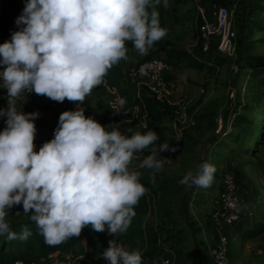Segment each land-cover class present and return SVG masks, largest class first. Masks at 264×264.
<instances>
[{"label":"clouds","instance_id":"1","mask_svg":"<svg viewBox=\"0 0 264 264\" xmlns=\"http://www.w3.org/2000/svg\"><path fill=\"white\" fill-rule=\"evenodd\" d=\"M161 0H28L16 23L24 25L11 40L0 44V78L8 90V108L0 109L7 127L0 132V235L25 241L6 222L8 209L22 203L48 246L79 237L85 226L119 236L135 216L147 189L141 173L131 171L134 153L151 154L139 164L162 170L157 152L176 151L168 143L154 147V131L131 137L102 125L84 111H64L54 138L35 151L39 112H18L21 93L35 92L56 102L83 103L94 87L104 82L113 65L127 58L126 42L140 54L166 36L158 6ZM168 7V0H163ZM125 101L119 100L123 107ZM216 168L204 162L180 181L188 187H208ZM108 264H142L138 250H126L109 241L102 253Z\"/></svg>","mask_w":264,"mask_h":264},{"label":"rangeland","instance_id":"2","mask_svg":"<svg viewBox=\"0 0 264 264\" xmlns=\"http://www.w3.org/2000/svg\"><path fill=\"white\" fill-rule=\"evenodd\" d=\"M27 2L28 0H17L15 7H8V15L17 31L24 27L16 21L23 14ZM235 2L236 0H233V3ZM157 10L160 25L166 30V36L155 42L147 54L143 55L134 48L132 41H127L128 48L133 51L131 62L126 66L127 71L136 68L147 57L159 53L165 54L170 60V51L176 49L196 57L209 52L220 54L215 44H212L209 51L203 49V39L199 31L202 18L197 11L195 0H168L167 8L161 0ZM261 17L264 18V13ZM234 21L238 30L237 49L233 56L222 55L226 58L223 65L195 67L205 72L200 78H191L182 70L192 68L190 65L174 63V77L182 78L186 85L179 83L172 90L153 93L159 101L166 103L169 109L164 119L167 143L172 147V141L178 139L176 151L157 152L156 158L162 161L163 167L156 174L171 178L176 191L173 189L165 193H154L155 199L148 212L141 217L134 216L125 232L119 236L113 235L116 241H122L126 250L143 252L146 248L140 246L138 235L129 243L125 238L120 240V236L129 234L130 228L133 227L145 235L149 233V228L153 227L158 231L159 245L163 246L165 251L174 250L175 256L180 251L193 257L198 254L199 259L201 258L198 264H216L210 253L218 242L216 222L212 215L219 207L217 201L222 188L224 189L223 179L226 173L233 174L237 179L240 194L244 197L243 207L254 205L255 212L249 211L248 214L250 219L255 223H264V211L258 212L260 209L264 210V86L261 84V77L254 78L250 71L243 67L240 56L241 48L244 53L264 55V31H259L253 25H250L252 27L248 31L243 10H237ZM10 40L8 37H0L1 44ZM235 65L240 66L238 73L233 70ZM207 68L210 70L207 71ZM127 81L134 94L140 91L148 92L144 84L134 81L129 75ZM191 85L198 90L204 89V93L193 95L189 89ZM232 92L234 96H231ZM119 100L122 98L118 89L108 88L104 81L92 89L83 103L75 104L72 111H84L85 116L110 126L109 131L115 127L128 137L137 132L142 133L145 128L144 115L136 111L134 117H129ZM70 106L71 103L67 101L61 108L55 103L50 110L28 109L27 113L39 112L35 119L37 131L34 143H45L54 138L60 115ZM238 115L244 118L241 126H237ZM193 118L197 121L194 126L191 125ZM5 128H0V132ZM161 144L157 140L154 147L159 149ZM137 154L138 158H133L129 169L152 175L151 169L139 167L143 159L151 154V146L138 151ZM204 162L216 168L210 186L188 187L180 182L189 171L195 173L198 166ZM146 189L147 192L151 191L148 187ZM31 215V212L24 213L21 203L8 209L5 219L10 225L15 220L30 219ZM239 224L240 222H235L227 225L224 230L229 236V248L232 249L229 252L228 248V263H264V233L244 241L243 229L239 230L241 234L238 236L232 231L235 226L238 229Z\"/></svg>","mask_w":264,"mask_h":264},{"label":"trees","instance_id":"3","mask_svg":"<svg viewBox=\"0 0 264 264\" xmlns=\"http://www.w3.org/2000/svg\"><path fill=\"white\" fill-rule=\"evenodd\" d=\"M203 3L208 7L210 4L219 3L221 0H203ZM17 0H0V37H8L11 39L17 28L12 23L8 15V7L16 6ZM222 5V4H221ZM264 13V0H249L248 9L246 13L248 31L253 25L259 31H264V18L261 14ZM4 43V42H3ZM1 44V42H0ZM216 45V44H215ZM127 58L120 60L117 64L113 65L104 77L107 87L116 88L120 92L122 100L125 101L124 109L129 117H134L135 112L139 111L141 115H144L145 128L142 133L148 131H154L158 135V141L162 144L167 143V128L164 125V119L169 113V109L166 103L159 101L155 95L148 90L134 94L132 86L127 81V75L129 71L126 70V66L131 62L132 50L128 48L126 42ZM219 52V51H218ZM172 59H168L173 64L182 65L183 63L190 65L191 67L203 68L206 66H219L226 62V58L222 54H216L215 52H209V54H199L197 57L191 55L181 49L170 51ZM240 56L242 59L243 67L250 71L251 76L254 78L261 77V84L264 86V55H256L250 53H244L242 48L240 49ZM151 57V56H149ZM148 58V57H147ZM124 82V84H123ZM36 102L42 104L44 110H50L52 101L46 96H34ZM67 99L64 102H56L57 106L63 107L67 103ZM71 106L66 111H72V108L78 102H71ZM32 109V108H30ZM139 109V110H137ZM34 111V110H32ZM57 113V112H54ZM237 126H241L244 118L242 115L237 117ZM7 119H3L0 123V128L7 127ZM253 131V130H252ZM251 131V132H252ZM259 139V138H258ZM236 141V140H235ZM46 143V142H45ZM35 151L43 146L44 143H34ZM140 182L151 189L150 192L145 193L142 196L136 206H134L135 217H141L151 207L154 201V193L158 191L168 192L174 188L172 179L161 175L155 174L153 178L149 174H141ZM176 191V189H175ZM24 226H27L31 231V235L27 240L21 241L19 239L9 240L7 235H0V264H13L16 261H23L25 264H31L33 262H41L48 258L52 253L64 252L70 255L73 260L79 259L80 256L84 257V262L92 264H108L102 256V253L109 247L108 238L109 233H99L94 231L91 226H85L79 237H71L57 246H48L44 242V238L39 234L36 225L31 219H20L10 223V229L19 234ZM130 228V233L120 236V239L125 238L127 243L138 235L140 238V246H144L146 250L140 252L142 254V264H150L151 261L156 258L166 255L163 246L159 245V233L153 227L149 228L148 234H143L141 230L137 231ZM264 233V223L256 222L249 227L244 228L243 240H249L256 238ZM118 238V239H119ZM242 240V241H243ZM174 264H198L195 257L190 256L184 251L178 252ZM264 264V263H262Z\"/></svg>","mask_w":264,"mask_h":264},{"label":"built area","instance_id":"4","mask_svg":"<svg viewBox=\"0 0 264 264\" xmlns=\"http://www.w3.org/2000/svg\"><path fill=\"white\" fill-rule=\"evenodd\" d=\"M195 2L197 11L202 18L199 31L203 39V49L209 51L212 44H216L220 54L233 56L236 53V41L238 38V30L234 21L236 8L227 7L219 3H213L207 7L203 0H195ZM5 67V65H0V72H3ZM233 70L238 73L240 66L235 65ZM175 73V65L165 57V54L159 53L143 60L136 68L129 70L128 75L134 78V81H140L144 84L150 92L160 93L172 90L177 86V78L174 77ZM200 92L204 93V89H201ZM231 96H234V92L231 93ZM7 107L8 90L4 87L2 80L0 82V109H7ZM196 123V119L193 118L191 125L194 126ZM171 146L177 149L178 139L173 140ZM137 153H134L135 158L139 156ZM167 161L170 162L169 160ZM223 182L224 189L220 194L219 207L212 215L213 220L216 222L218 242L210 253L216 264H229V236L224 230L227 225L241 222L243 218L244 197L240 194V186L237 179L233 174L226 173ZM117 243L120 242L117 241ZM79 258L84 259L83 256ZM13 264L25 263L19 260ZM31 264H75V261L70 255L64 252H57L52 253L41 262H33ZM162 264H174V262L170 257H163Z\"/></svg>","mask_w":264,"mask_h":264},{"label":"crops","instance_id":"5","mask_svg":"<svg viewBox=\"0 0 264 264\" xmlns=\"http://www.w3.org/2000/svg\"><path fill=\"white\" fill-rule=\"evenodd\" d=\"M221 4L224 5V6H227V7H235L236 8V12H237L238 9H239V12H241L243 10V13L245 15V23L247 22L246 13H247V9H248L249 0H236L235 3H233V0H221ZM182 70L185 72V74H187L191 78H194V77L200 78V76H202L201 74H203L205 72V71L202 72V71H200L198 69H195V67H192V68H183ZM206 70L209 71L210 69L207 68ZM1 81H2V78H0V82ZM179 83L180 84H183V86L186 85L184 83V80L182 78H180V77L177 79V86L179 85ZM189 89H190V92L191 93L193 92V95L194 94H199L200 93V90H201L200 88L198 90L197 87L195 88L192 85H191V87ZM34 96H37V94H35L34 91L28 93L27 90H25L24 92H22L21 95H20V97L15 101V108H16V110L18 112L27 113L28 112V109H30V108L35 109V110L41 109L42 108V104L39 103V102H36L35 99H34ZM55 103H56V101H52L51 109L54 107V104ZM41 110L43 111L44 109L42 108ZM3 119H7L6 116L0 117V123L3 121ZM222 190H223V188H222ZM217 202H218L217 204L219 206V199H218ZM254 209H255L254 208V205H252V204H250V206L249 205L248 206L246 205L245 207H243V220L240 222L238 229L235 226V229L232 230L233 232H236V236H238V235L241 234V232L239 231L240 229H243L244 230V228L249 227V226H251L252 224L255 223L254 221H252L250 219V216H248L249 211H251V213L252 212L253 213L255 212ZM263 211L264 210H262V209L258 210L259 213H261ZM203 229L205 230V227H203ZM113 235L114 234H112V235L109 234L108 241L109 240H115L116 239V238H113ZM118 242L122 243V241H118ZM173 251L174 250H172L171 252L165 251L166 252V255H162V256L156 258L155 260L151 261L150 264H162L163 257H170L172 259V261L174 262L175 261L174 260V257H176V256H175V254H174ZM231 251H232V249L229 248V252H231ZM198 256L199 255L197 254V257H195L197 259V261L201 260V258L199 259ZM75 264H92V263H89V262L86 263V262H84V259L79 258L78 260H76Z\"/></svg>","mask_w":264,"mask_h":264}]
</instances>
